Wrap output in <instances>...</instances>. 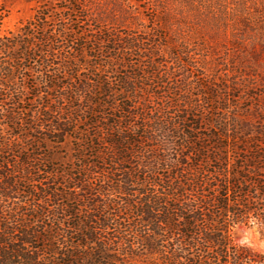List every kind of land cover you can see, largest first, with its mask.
I'll return each mask as SVG.
<instances>
[{"label": "trees", "instance_id": "trees-1", "mask_svg": "<svg viewBox=\"0 0 264 264\" xmlns=\"http://www.w3.org/2000/svg\"><path fill=\"white\" fill-rule=\"evenodd\" d=\"M26 1L34 16L18 33L0 32V264H264L230 238L237 225L264 227V94L239 95L252 103L238 105L244 118L221 122L219 95L187 68L200 52L188 13L218 8ZM165 52L180 70L165 74L160 96ZM202 52L208 60L209 46ZM27 61L64 68L47 74V97L69 109L43 103L31 121L2 111L22 104L15 79ZM79 63L89 68L83 79ZM180 71L181 85L172 83Z\"/></svg>", "mask_w": 264, "mask_h": 264}, {"label": "rangeland", "instance_id": "rangeland-1", "mask_svg": "<svg viewBox=\"0 0 264 264\" xmlns=\"http://www.w3.org/2000/svg\"><path fill=\"white\" fill-rule=\"evenodd\" d=\"M203 1L214 7L216 6L218 9H215V15L213 16L212 14L207 15L205 12H203L205 14L199 16L194 12H190L188 13L190 19L185 20L188 23L186 29L198 38L197 41L193 40V42H198V50L200 51L196 52L199 54L189 60L192 66L187 68H189V71H193V74L190 75L191 81H194L195 85L211 83L214 91L219 95L215 99L216 106L218 104L222 108L217 113L216 120L228 122L234 118L243 119L244 116L239 112L240 108H246L252 103L238 100L237 97L242 95L241 97L244 99L246 93L254 96L264 94V0H252L253 3L246 0L248 5L246 7L249 8H243L242 3L245 0ZM1 4L3 5L2 8L7 11L4 14L6 17H3L0 21L2 35H8L9 32L18 33L35 13V5L28 3L26 0H0ZM224 8H226L227 13L224 12V15H222L220 11H223ZM195 15L198 17H195ZM144 22L147 23V20L145 19ZM172 43L173 45H169L171 48L174 44H177L176 41ZM207 45L209 46L208 60L203 58L207 53L202 52ZM170 47L168 52L171 49ZM168 52H165L166 56L164 58L158 59L161 63L160 76H164L162 80L164 84L159 82L161 88L156 90L160 96H166V91L170 86V78H167L166 75L170 71H175L173 68L180 70L177 65H174L167 58L170 57ZM58 63H60V60H58ZM79 64L78 70L81 79L86 75H90L88 66ZM25 66L27 68L23 69L22 75L15 79L17 87L20 88L21 85L24 87V93L17 92V95H19L17 97L21 99L22 104L15 107L13 104L7 106L8 102H6V105L2 106V111L8 109L24 118L25 121L29 119L31 121L33 117L37 119L43 103L50 102L54 111L69 109V105L65 101L55 102L57 101L54 99L55 93L50 94L52 100L47 97V91H49L47 76H52V73L55 72L58 74L65 73L60 64L53 66L50 71L42 68L40 63L35 61H27ZM110 72V74H107L108 79L116 82L117 76L112 71ZM186 72H176V77L171 79L172 83L181 85L180 81H182L184 74L187 75ZM243 85L246 86V89L242 88ZM115 86H118V84L116 83ZM233 89L238 90L233 91ZM32 91L34 96L30 94ZM196 91L198 92L194 93L202 94V97L204 96L203 93H208L205 89ZM230 92L234 98L231 97V100L225 101L229 98L228 94ZM209 99H211V96ZM238 105H240V108H237ZM172 113L175 114V111H172ZM6 129L11 130L8 126H6ZM214 131L216 130L210 131L206 128L202 130L205 134L214 133ZM5 136H7L6 140L9 142L10 135ZM44 177L45 174L42 178ZM230 238L233 244L248 246L252 250L264 254V227L255 224L250 227L237 225L231 229Z\"/></svg>", "mask_w": 264, "mask_h": 264}]
</instances>
